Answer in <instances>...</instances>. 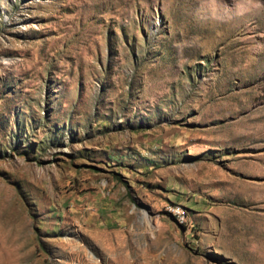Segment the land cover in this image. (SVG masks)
Masks as SVG:
<instances>
[{"label":"rangeland","instance_id":"rangeland-1","mask_svg":"<svg viewBox=\"0 0 264 264\" xmlns=\"http://www.w3.org/2000/svg\"><path fill=\"white\" fill-rule=\"evenodd\" d=\"M0 264H264V0H0Z\"/></svg>","mask_w":264,"mask_h":264}]
</instances>
